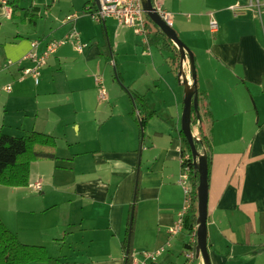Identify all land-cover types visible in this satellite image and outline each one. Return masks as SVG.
Returning a JSON list of instances; mask_svg holds the SVG:
<instances>
[{"label":"crops","instance_id":"0c3cea01","mask_svg":"<svg viewBox=\"0 0 264 264\" xmlns=\"http://www.w3.org/2000/svg\"><path fill=\"white\" fill-rule=\"evenodd\" d=\"M11 2L0 0V108L13 117L0 121V132L51 135L57 158L33 161L26 186L0 185L2 221L22 242L44 246L47 252L50 243L60 239L58 263H74L61 249L70 235L79 234L80 239L69 243L87 247L80 257L84 264H203L191 247L197 222L191 228L183 223L193 194L189 171L190 203L184 210V190L178 182L184 88L176 82L179 55L174 43L166 37L176 53L164 46V39L153 42L173 53L174 65L170 63L166 78L158 71L146 72L126 82L122 71L127 93L121 101L122 92L114 96L106 86L109 81L94 76L93 69L100 58L113 56L119 37L127 45L125 35L133 33V27L119 26L112 17L111 26L107 17L92 18L88 11L96 0L79 7L74 0H52L50 5L49 0ZM151 2L171 14L170 27L192 52L195 67L198 57L203 60L196 71L201 119L191 123V129L195 138L201 127L211 147L206 218L210 263L264 264L263 17L248 0ZM47 5L49 11L40 20ZM70 14L78 15L73 24L87 44L83 51L65 43L41 66L37 83L32 74L21 75L24 67L33 65L26 57L31 43L38 42L37 51L43 52L49 42L65 35L69 22L64 19ZM211 20H216L215 31L209 28ZM144 35L151 44L149 34ZM102 36L108 50L100 45ZM182 66L191 83L188 61ZM154 76L159 77L157 85ZM12 82L13 87L7 85L10 91L1 90ZM109 101L111 108L105 106ZM87 110L90 118L84 116ZM35 182L40 190L31 186ZM21 210L27 213L23 219L18 216ZM181 214V227L172 233ZM32 221L44 234L41 241ZM72 251L78 255L81 249ZM188 253H193L192 260ZM32 263L40 262L27 264Z\"/></svg>","mask_w":264,"mask_h":264},{"label":"trees","instance_id":"16d2710c","mask_svg":"<svg viewBox=\"0 0 264 264\" xmlns=\"http://www.w3.org/2000/svg\"><path fill=\"white\" fill-rule=\"evenodd\" d=\"M16 0H12L13 5ZM34 15V14H31ZM145 31L151 37V41H161L164 39L167 46L176 53L173 47H170L169 40L151 22L145 15ZM155 26L156 29H153ZM149 29V32H148ZM162 42V41H161ZM164 42V41H163ZM178 57H176V60ZM150 111L144 118L151 116ZM201 119L200 115L192 113L191 123L194 125ZM143 120V121H144ZM200 126V125H199ZM181 153L189 150L188 142L180 131ZM194 144L200 154H205L207 158V179L209 178V165L211 158V147L209 139L203 133L200 127L199 137L194 138ZM56 143L53 136L46 133L31 130L25 132L22 136H13L0 132V185L10 187L26 186L29 182V168L33 161L41 159H56ZM185 164L190 167V180L192 182V205L188 209L184 218V226L192 227L197 222V197L196 185L198 174L192 166L191 158L185 160ZM189 228V229H190ZM126 244V243H125ZM195 240L192 243V249L195 247ZM125 246V245H124ZM129 261V253L127 254ZM29 262H46L47 264L58 263V259L49 255L46 248L41 245L27 244L19 240L15 232L11 231L0 218V264H27Z\"/></svg>","mask_w":264,"mask_h":264},{"label":"rangeland","instance_id":"374dc122","mask_svg":"<svg viewBox=\"0 0 264 264\" xmlns=\"http://www.w3.org/2000/svg\"><path fill=\"white\" fill-rule=\"evenodd\" d=\"M51 1L52 0H49L48 5H50ZM84 1H86V0H74V3L77 5V7H79L81 5V3ZM89 2L94 3V0H89ZM48 5L45 6V8H42V10L40 12L42 14L40 16V20H43L44 14L48 13V11H49L47 8V7H49ZM81 10L80 11L82 13L83 9H81ZM63 15L64 14H62L61 16H63ZM105 20L107 21L109 26H111L115 22L110 17H107ZM53 23H54V19H52V21H51V24H53ZM67 24H68V30L67 31H69L71 24H69V23H67ZM154 29H156L155 26H154ZM135 30H136L135 28H131L129 31L135 32ZM67 31H66V33H67ZM134 32L128 33L125 35L127 45L125 43H123L122 37H119L118 46H117L116 50L114 48L112 49V52H113L112 57H109V59L107 60L106 56H104V57L100 58L99 62H101V63L99 65H96L94 63V65L97 66L93 69L94 76L101 78V80L103 79V82L105 80L109 81L106 86L108 87V89H112V91L114 92V96H116L115 92L117 93L120 90L122 92V94L120 95L121 101L125 99L123 92L127 93L126 85L120 80V75H122V71L125 75V76H123V80H125L126 82L130 81L131 78H136L139 80L140 76L145 75L146 72L155 74L158 71V73L160 74V76H162V78H166L170 74V68H171L170 63L172 65V67L174 65V63L172 61L173 53L169 49L162 48L161 46H159L158 44L153 43V42H151V44H150L149 42L145 41V37L143 35H140V34L134 33ZM113 40H114V38H113ZM101 42L102 43L100 45H101L102 49L108 50L109 44H108L107 39H105L102 36ZM175 46L176 45L174 44V47ZM111 48H112V44H111ZM111 59H113L112 60L113 62L111 61ZM179 60H178L177 65H176L177 69L174 70L176 75L179 71ZM202 61L203 60L198 57V62L201 63ZM198 62L196 63V67H195L197 74H198V68H199ZM113 63H115V65H113ZM83 67H85L87 69L86 64H84ZM115 71H117L119 74V77L117 79L115 76ZM103 74H104V78H103ZM197 74H196V77L198 76ZM156 78H159V77L154 76L152 78V82ZM92 79H93V76L91 74L89 77V80H92ZM176 82H177V84H179L178 81H176ZM157 84H159V80L154 81V85H157ZM7 85H10L13 87L15 85V83L12 82L10 84H6V86ZM151 85H152V83L149 85H145L143 87L146 90ZM6 86H3L1 88V90H5L4 88ZM179 86L181 87V89H183L182 85H179ZM111 104H112V102L109 101L105 104V106L111 108ZM128 104H129V102L127 103V105ZM1 110H2V108H0V111ZM84 116L87 118H90V116H91L90 111L87 110L85 112ZM12 117L13 116L10 115V113H3L2 111L0 112V121L2 119H4L5 123H7L8 121L12 120ZM26 214H27L26 212L21 210V211H19L18 216L20 219H23L24 216H26ZM8 219H10V222L12 221V223H15V224H17V222H18V221L13 222V220H11V218H9V217H8ZM31 224L36 229L35 235L38 234L37 240L41 241L44 238V234L41 231L38 233L39 226H36L34 221H32ZM61 235H62V233H61ZM74 239H80L79 234L70 235V237L67 239V242L62 247L61 253H66L65 254L66 257L70 256V257H72V259L75 258L74 263H72V264H84L83 263L84 260L80 259V257L86 255L87 247L85 245H80V244L75 245L74 243H69V241H71V240L74 241ZM61 244H62V241L60 239L53 240L49 246V250H48L49 255L54 256V258L59 256V255H62V254L58 253V249H57ZM69 244H71L72 247H69ZM180 246H183V244L180 243ZM73 248L76 250L81 249L80 253L78 255H71L73 252L72 251ZM159 248H161V246L156 248V249H159ZM32 264H47V263L46 262H40V263H32ZM55 264H67V263H65V261L63 260L62 262L55 263Z\"/></svg>","mask_w":264,"mask_h":264},{"label":"built area","instance_id":"2783aa9c","mask_svg":"<svg viewBox=\"0 0 264 264\" xmlns=\"http://www.w3.org/2000/svg\"><path fill=\"white\" fill-rule=\"evenodd\" d=\"M5 2V1H4ZM249 7L254 8L258 17H263L264 23V0H248ZM155 12L161 18L162 21L168 26L172 25L171 14L162 9L159 6H154ZM84 13L87 12L86 10L83 11ZM89 15L94 19H105L106 17H112L117 21L119 26H131L136 29L137 32L142 34L145 37V41L148 42V39L145 34V13L142 7L141 0H97V4L95 5L94 9L88 11ZM78 15L70 14L66 16L64 19L65 21L71 23L69 31L62 36L61 38L53 39L49 42L45 48V50L41 53L37 51L38 42L34 41L31 43L30 51L27 53L26 57L32 61L33 65L27 67L22 70L21 75L25 74H32L35 82H38L39 72L41 66L45 63L47 58L51 53H53L58 47L65 43H71L74 50L77 52H82L83 49L86 47V43L80 41L78 33L73 25L75 18ZM209 28L211 31H215L217 28L216 20H211L209 24ZM6 91H10V86L5 87ZM101 95L104 96V90L102 89ZM190 158V153L188 151L182 152L180 154V167L181 173L179 176V183L182 185L184 190L185 196V205L183 209L186 210L187 206L190 203V193L188 190V174H189V167L185 164V160ZM31 186L35 190H40V183L35 182L31 183ZM182 223V214L178 219L174 228L171 229L172 233H175L180 227ZM195 235V233H194ZM160 249V248H159ZM147 255L152 257V254L149 252ZM193 253H188L187 258L193 259Z\"/></svg>","mask_w":264,"mask_h":264},{"label":"water","instance_id":"95a60500","mask_svg":"<svg viewBox=\"0 0 264 264\" xmlns=\"http://www.w3.org/2000/svg\"><path fill=\"white\" fill-rule=\"evenodd\" d=\"M142 7L145 15L148 19L155 24L159 30L171 40L178 50L179 55V71L177 73V80L183 86V107L180 117V131L185 136L189 149L192 155V165L194 170L198 174V181L196 186L197 195V228H196V244H195V256L201 257L203 264H211L209 252L207 248V158L205 154H200L194 144V134L191 129V116L194 112L198 115V102H197V90H196V70L192 52L186 47V45L180 40L176 32L172 27L166 25L164 21L155 12V8L152 5L151 0H141ZM97 4V0H96ZM188 61L189 71L191 74V83L185 78L182 62ZM142 134V133H141ZM192 247V246H191ZM190 247V248H191Z\"/></svg>","mask_w":264,"mask_h":264}]
</instances>
